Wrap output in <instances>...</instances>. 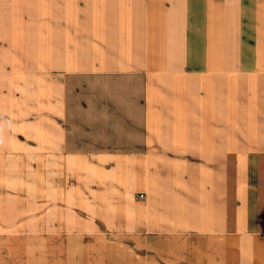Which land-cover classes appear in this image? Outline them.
<instances>
[{
  "label": "crops",
  "instance_id": "crops-1",
  "mask_svg": "<svg viewBox=\"0 0 264 264\" xmlns=\"http://www.w3.org/2000/svg\"><path fill=\"white\" fill-rule=\"evenodd\" d=\"M0 264H264V0H0Z\"/></svg>",
  "mask_w": 264,
  "mask_h": 264
}]
</instances>
